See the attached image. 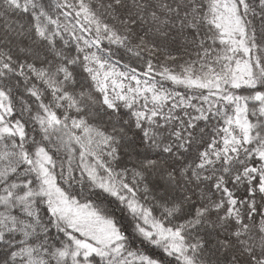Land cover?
<instances>
[{
  "label": "snow or ice",
  "instance_id": "snow-or-ice-1",
  "mask_svg": "<svg viewBox=\"0 0 264 264\" xmlns=\"http://www.w3.org/2000/svg\"><path fill=\"white\" fill-rule=\"evenodd\" d=\"M0 264H264V0H0Z\"/></svg>",
  "mask_w": 264,
  "mask_h": 264
}]
</instances>
